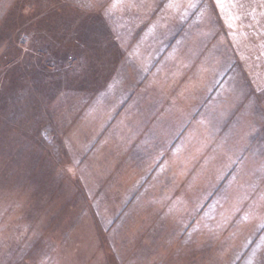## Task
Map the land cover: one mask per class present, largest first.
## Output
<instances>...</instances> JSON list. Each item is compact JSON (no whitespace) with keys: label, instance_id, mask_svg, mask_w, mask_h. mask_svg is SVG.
I'll use <instances>...</instances> for the list:
<instances>
[{"label":"rangeland","instance_id":"obj_1","mask_svg":"<svg viewBox=\"0 0 264 264\" xmlns=\"http://www.w3.org/2000/svg\"><path fill=\"white\" fill-rule=\"evenodd\" d=\"M0 264H264V0H0Z\"/></svg>","mask_w":264,"mask_h":264}]
</instances>
